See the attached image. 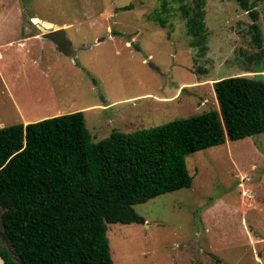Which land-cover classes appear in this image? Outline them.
<instances>
[{"label":"rangeland","instance_id":"374dc122","mask_svg":"<svg viewBox=\"0 0 264 264\" xmlns=\"http://www.w3.org/2000/svg\"><path fill=\"white\" fill-rule=\"evenodd\" d=\"M160 4L0 0V127L83 111L99 141L113 129L131 132L208 109L222 120L214 81L264 80L251 16L235 0H205L207 37L193 45L179 3L170 0L166 12ZM255 9L264 47V0ZM157 10L164 26L153 19ZM31 16L69 24L62 27L71 53L49 39H25L42 31ZM186 167L190 187L134 205L144 223L108 224L114 264H264V132L190 152ZM0 236L8 245L1 225Z\"/></svg>","mask_w":264,"mask_h":264},{"label":"trees","instance_id":"16d2710c","mask_svg":"<svg viewBox=\"0 0 264 264\" xmlns=\"http://www.w3.org/2000/svg\"><path fill=\"white\" fill-rule=\"evenodd\" d=\"M193 45L207 37L205 0H172ZM264 58L257 0H235ZM170 0H161L169 10ZM129 8L130 5H126ZM157 10L153 19L164 26ZM259 71V70H258ZM261 71V69H260ZM259 71V72H260ZM215 109L93 141L83 111L0 127V257L5 264H114L109 223H144L134 205L190 187V152L264 132V80L237 74L214 81ZM225 126V129H224ZM226 131V132H225Z\"/></svg>","mask_w":264,"mask_h":264},{"label":"water","instance_id":"95a60500","mask_svg":"<svg viewBox=\"0 0 264 264\" xmlns=\"http://www.w3.org/2000/svg\"><path fill=\"white\" fill-rule=\"evenodd\" d=\"M31 20L43 30L41 34L42 37L48 38L55 42L59 50L71 53L72 50L71 48L70 51L68 50L67 46L69 42L65 35V29L62 26L48 20H43L37 16H31Z\"/></svg>","mask_w":264,"mask_h":264},{"label":"crops","instance_id":"0c3cea01","mask_svg":"<svg viewBox=\"0 0 264 264\" xmlns=\"http://www.w3.org/2000/svg\"><path fill=\"white\" fill-rule=\"evenodd\" d=\"M40 18V17H39ZM42 19V18H41ZM44 20V19H43ZM35 24V23H34ZM60 26H63V27H67V26H69V24H67V23H63V24H61ZM65 29V28H64ZM42 32H43V30L41 31V33L40 34H38L37 32H34V33H30V35H27V37H25V39H27V40H29V38H32V39H37V38H44V37H42L41 36V34H42ZM45 39H48V38H45ZM50 40V39H49ZM50 41H52V40H50ZM53 42V41H52ZM55 45H56V47H57V44L55 43V42H53ZM20 45L22 46V47H25L26 46V44H25V42L22 40V41H20ZM70 45V44H69ZM0 59H1V55H0ZM54 116V115H53ZM37 121V120H36ZM27 122H31V121H24L23 123H27ZM1 125L2 126H4V122L3 121H1ZM0 264H5L4 262H3V260H2V258L0 257Z\"/></svg>","mask_w":264,"mask_h":264}]
</instances>
